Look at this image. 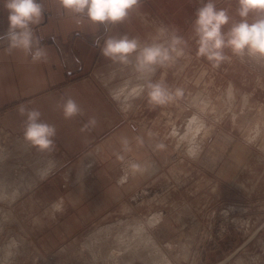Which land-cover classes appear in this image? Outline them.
Masks as SVG:
<instances>
[{
  "label": "rangeland",
  "instance_id": "obj_1",
  "mask_svg": "<svg viewBox=\"0 0 264 264\" xmlns=\"http://www.w3.org/2000/svg\"><path fill=\"white\" fill-rule=\"evenodd\" d=\"M192 44L189 63L184 55L151 77L181 95L163 106L146 91L132 103L115 98L119 126L83 153L39 152L0 132V264H264V61L225 49L231 60L214 68ZM198 92L225 110L205 118L196 160L158 120L177 102L181 137ZM127 160L144 174L132 175Z\"/></svg>",
  "mask_w": 264,
  "mask_h": 264
},
{
  "label": "crops",
  "instance_id": "obj_2",
  "mask_svg": "<svg viewBox=\"0 0 264 264\" xmlns=\"http://www.w3.org/2000/svg\"><path fill=\"white\" fill-rule=\"evenodd\" d=\"M40 2L44 17L40 24L32 27L47 52L46 61L33 62L20 50L8 52L7 42H0V132L29 146L23 140L26 117L20 115L19 107L35 108L42 113L44 122L56 127L55 146H65L69 152L79 154L92 144L103 142V137L119 126L120 108L113 92H128L125 89L127 81L131 82L129 87L146 81L137 79L131 64H114L102 57L94 40L99 38L102 46L107 36L127 35L139 39L142 44L151 43L157 29L166 26L170 33L174 32L185 41L184 58L189 63L190 51L196 49H192V43L197 40L194 33L196 12L207 0H142L139 9L132 11L126 21L109 26L107 31L103 26L90 25L86 19L78 24L75 16L60 8L59 0ZM214 3L218 9L228 11L231 21L225 25L227 28L231 22L241 19L237 14L238 0H214ZM7 15L0 3V36L8 28ZM248 19L252 22L254 16L250 14ZM165 70L159 74L163 76ZM157 71L158 68L155 73ZM69 97L80 105L82 114L65 119L57 105ZM116 99L126 103L121 98ZM145 104L149 105L145 100L141 106L144 108ZM177 104L174 102L170 106ZM213 105L216 104L213 102ZM165 109L172 112L171 108ZM166 115L172 117L169 112ZM90 118H95V126L81 131ZM115 134L117 132L111 133L108 138ZM123 186L117 185L119 190L115 198L124 194Z\"/></svg>",
  "mask_w": 264,
  "mask_h": 264
},
{
  "label": "clouds",
  "instance_id": "obj_3",
  "mask_svg": "<svg viewBox=\"0 0 264 264\" xmlns=\"http://www.w3.org/2000/svg\"><path fill=\"white\" fill-rule=\"evenodd\" d=\"M142 0H59L60 8L77 18V23L86 19L90 25L103 26L107 31L109 26L123 23L132 11L139 9ZM7 11L8 28L0 36V42H7V51L20 50L30 56L33 62L46 61L47 52L41 46L40 39L35 36L33 27L41 23L44 8L40 0H0ZM237 14L241 18L238 22H231L226 9H218L214 0H207L197 9L194 20V33L197 38V55L205 58L214 68L231 57L225 54L229 49L236 57H247L255 61H264V0H238ZM254 16L252 22L248 17ZM94 44L100 48V55L114 64L132 65L137 73V79L144 78L145 84L129 87L128 96L135 98L147 92L148 103L152 106H163L181 95L179 89L171 91L163 82H152L151 77L157 68L170 66L179 57L185 55L183 45L185 41L174 32H169L166 26L157 29L151 43L142 44L137 38L127 35L107 36L100 46L99 38ZM65 119H72L82 114L80 105L71 97L57 105ZM24 120L23 140L30 147L39 152H52L55 148L57 133L54 125L41 119L42 113L38 109L19 107ZM95 118H90L81 131L95 126ZM128 140H122L124 150L128 151ZM163 148V145H157ZM194 154V153H193ZM123 161L124 156L117 157ZM128 169L132 173L142 172L144 168L135 162L129 163ZM128 179L126 172L119 180L124 183ZM55 212L63 211V201L52 205Z\"/></svg>",
  "mask_w": 264,
  "mask_h": 264
},
{
  "label": "bare ground",
  "instance_id": "obj_4",
  "mask_svg": "<svg viewBox=\"0 0 264 264\" xmlns=\"http://www.w3.org/2000/svg\"><path fill=\"white\" fill-rule=\"evenodd\" d=\"M131 83V82H130ZM129 81H127V84H130ZM124 84V83H123ZM139 84V83H137ZM141 84V83H140ZM136 85V84H135ZM111 90V89H110ZM112 91V90H111ZM115 97L116 98H121L123 99L124 101H126V103H130L133 99L135 98H132V97H129L128 96V92L126 91H115L113 92ZM234 89H233V85L230 84V87L228 88V91H227V94L229 95L228 99H235V96H234ZM193 100H191V103H193L192 105L194 106V115H191L190 118L188 119V124L186 126V130L181 134V137H178L176 135H179L180 133V127H178L174 121L175 118H173L174 116H177L179 110H180V106L177 104V105H174V106H170V110H172V113L171 111H168L167 109L164 110V113L166 115V112H169V114L172 116H163L162 120H158V123L159 125L160 124H163L165 123L166 125H164L163 129H161L162 131L166 130L167 127L170 125L171 127V133L169 136H172L174 139H175V143L178 145V144H181V141L188 143V146L186 148L185 151H187V156L191 157L192 159H196L197 160V156L199 154H201L202 152V145L201 144H198V136H199V140L201 141L202 143V140H203V135L206 133L204 132V130L206 131V127H207V123H206V120L205 118L209 115V112H214V116L216 117H219L221 116V114L223 115L224 113V110L221 108V106L219 105H213V101L211 98H208L207 96H205V94H201V93H196L195 96L192 98ZM243 102H245L246 98L244 96L243 98ZM119 101V100H118ZM128 105V104H127ZM185 106V105H184ZM126 107V106H125ZM127 108V107H126ZM152 108V107H151ZM232 109V108H231ZM177 111V112H176ZM190 113V111H189ZM188 116V115H187ZM169 133V132H168ZM202 135V138H200ZM165 136V135H164ZM168 136V135H167ZM176 146V145H175ZM182 147V145H181ZM137 149V148H136ZM139 153V152H138ZM194 153V154H193ZM136 154V153H135ZM5 155V154H4ZM7 155V154H6ZM137 155V154H136ZM4 160V159H3ZM129 160H127L126 162H128ZM195 161V160H194ZM50 163V162H49ZM82 163V162H81ZM129 163V162H128ZM127 163V164H128ZM126 164V165H127ZM179 164V163H178ZM83 165V164H82ZM125 165V166H126ZM128 166V165H127ZM82 168V166H81ZM40 171V172H39ZM37 173V175H40L42 177H44L46 174H47V169L46 168H43L40 169ZM83 171V169H82ZM126 171V170H125ZM124 171V172H125ZM82 173V172H81ZM132 175L134 174H144V170L142 172H136V173H131ZM33 179V178H31ZM9 190V188H8ZM4 192H6V190H4ZM2 192V190L0 189V193H4ZM135 197V196H134ZM141 201V200H139ZM153 214V213H152ZM161 213H159L158 211L154 213L153 217L149 220L150 223H153L154 221H157L161 215ZM165 217V216H164ZM163 218V217H162ZM146 222V221H145ZM148 222V221H147ZM149 223V224H150ZM140 224V223H139ZM143 225V224H142ZM151 225V224H150ZM141 226V225H140ZM149 226V225H148ZM142 227V226H141ZM144 228H146L145 226H143ZM142 227V228H143ZM136 231V230H135ZM138 232V231H137ZM130 243V242H129ZM126 244V243H125ZM124 244V245H125ZM128 244V243H127ZM171 246V245H170ZM125 251V250H124ZM94 255V254H93ZM96 255V254H95ZM116 256V255H115ZM118 257V256H117ZM116 257V258H117ZM164 257V256H163ZM122 259V258H121ZM118 260V258H117ZM123 260V259H122ZM165 263V262H164ZM169 264V263H168Z\"/></svg>",
  "mask_w": 264,
  "mask_h": 264
}]
</instances>
